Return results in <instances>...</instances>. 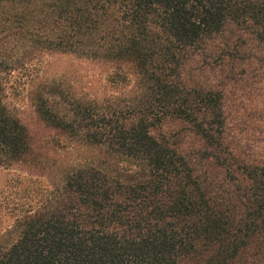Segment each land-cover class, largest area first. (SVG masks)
Here are the masks:
<instances>
[{
    "label": "trees",
    "instance_id": "1",
    "mask_svg": "<svg viewBox=\"0 0 264 264\" xmlns=\"http://www.w3.org/2000/svg\"><path fill=\"white\" fill-rule=\"evenodd\" d=\"M229 23L264 45V0H0V168L51 188L0 237V264H264V74L248 115L187 72L211 49L241 58L215 45ZM48 55L96 66L106 91L30 80L26 109L10 103L17 67ZM83 147L97 154L51 162Z\"/></svg>",
    "mask_w": 264,
    "mask_h": 264
},
{
    "label": "rangeland",
    "instance_id": "2",
    "mask_svg": "<svg viewBox=\"0 0 264 264\" xmlns=\"http://www.w3.org/2000/svg\"><path fill=\"white\" fill-rule=\"evenodd\" d=\"M239 31L240 27H237L234 23H229L223 33L214 38L215 45L218 47V45L220 46L228 40L232 46L239 45L241 47V58L243 56L246 58L253 57L256 58L255 62L243 66L242 62L238 60L241 58H229L235 52L222 47L211 49L210 52L202 55V57H197L187 67V72L191 71V73L195 72L197 75H203L205 79L210 80L209 82L218 85L219 89L226 84L228 93H231L230 100L244 104L243 109L246 110V114L252 115L250 110L256 106L248 107L247 102L242 99L243 91L250 83L257 80L261 73L264 74V45L258 43V41L255 42L254 36L246 35V37L239 38L241 33ZM246 33L250 34V31H246ZM236 37H238V40H236ZM231 38H235L233 42L230 41ZM33 63L17 67L16 79L13 80L12 89L8 90L6 94V98L10 103L12 102L18 107L21 105V110H25L27 107L25 106L27 104L26 101L24 102L26 94L22 90L23 85L30 80L32 81L30 83L31 87H37L41 81L44 82L45 80L56 82L69 96L73 94L85 96L87 93L106 91L102 77L100 78L97 75V67L87 65L74 57L48 55L45 63ZM245 71L248 74L246 76ZM246 97L248 96L246 95ZM25 118L30 120L31 115L26 113ZM177 135L175 142L188 140L187 137H184L185 130L183 128L179 129ZM96 154V151L90 147H83L80 152L70 155H64L59 151V155H54V153L51 155V162L54 160L61 164L66 162V160L69 162L74 160L82 161L89 157H95ZM44 176L31 174L28 170L0 168V237L3 238L1 240L2 243L14 239L13 236H5V233L10 231L16 217L23 211L42 204V198L51 189L49 177Z\"/></svg>",
    "mask_w": 264,
    "mask_h": 264
}]
</instances>
